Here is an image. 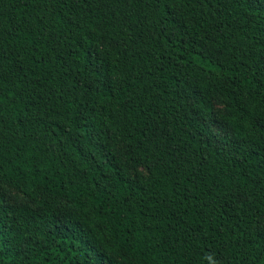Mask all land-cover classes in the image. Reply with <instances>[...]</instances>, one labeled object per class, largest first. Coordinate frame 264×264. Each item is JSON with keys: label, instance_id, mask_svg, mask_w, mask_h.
<instances>
[{"label": "trees", "instance_id": "16d2710c", "mask_svg": "<svg viewBox=\"0 0 264 264\" xmlns=\"http://www.w3.org/2000/svg\"><path fill=\"white\" fill-rule=\"evenodd\" d=\"M0 264H264V0H0Z\"/></svg>", "mask_w": 264, "mask_h": 264}, {"label": "rangeland", "instance_id": "374dc122", "mask_svg": "<svg viewBox=\"0 0 264 264\" xmlns=\"http://www.w3.org/2000/svg\"><path fill=\"white\" fill-rule=\"evenodd\" d=\"M216 112L222 111V106L218 101H216ZM213 130L214 133L217 135L218 138L222 137L225 134V131L222 127L219 126V122L214 121L213 122ZM3 192H4V198L7 202L12 204H23L27 203L26 198L19 192H17L15 189L3 186Z\"/></svg>", "mask_w": 264, "mask_h": 264}]
</instances>
